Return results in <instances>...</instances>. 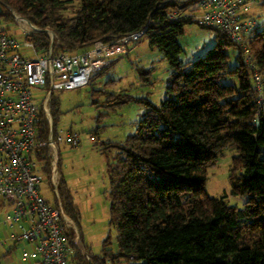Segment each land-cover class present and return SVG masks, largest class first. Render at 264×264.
<instances>
[{"label": "trees", "instance_id": "obj_1", "mask_svg": "<svg viewBox=\"0 0 264 264\" xmlns=\"http://www.w3.org/2000/svg\"><path fill=\"white\" fill-rule=\"evenodd\" d=\"M192 1L79 0L74 15L65 16L71 0H0L2 14L9 15L5 8L14 9L41 28L26 37L41 52L84 51L97 40L111 42L144 30L150 46L169 63L166 97L159 104L137 98L145 110L135 132L123 141L100 144L107 160L109 227L116 231L118 249L113 251L106 238L102 255H89L91 264H264V86L257 89L242 50L246 46L264 82V28L255 22L244 42L236 44L224 31L203 26L215 31V45L184 62L178 38L194 21L172 19L170 12ZM46 30L54 33V40ZM231 50L236 55L233 66ZM112 64L113 59L90 82ZM139 73L148 81V71L140 68ZM96 91L93 104L99 106ZM132 99L120 93L106 106L114 109ZM60 114L53 93L54 132ZM49 131L43 118L41 138ZM226 149L235 152L229 181L232 194L247 197L242 207L205 190L208 169ZM41 153L38 159L47 174V149ZM57 190L56 204L77 223L79 211L62 179ZM81 256L72 259L84 264Z\"/></svg>", "mask_w": 264, "mask_h": 264}, {"label": "built area", "instance_id": "obj_2", "mask_svg": "<svg viewBox=\"0 0 264 264\" xmlns=\"http://www.w3.org/2000/svg\"><path fill=\"white\" fill-rule=\"evenodd\" d=\"M245 10V0H193L184 8L173 9L170 17H191L199 25L216 27L233 43L242 44L255 26ZM22 23L27 21L21 20ZM25 31L28 35L41 28L31 25ZM46 33L54 40L52 31ZM142 36L144 30H139L111 42L97 40L84 51L53 53L52 49L39 51L31 39L20 43L0 27V214L7 212L1 222L13 229L11 239L34 244L35 251L30 255L38 254L42 264H77L72 258L78 252L84 253L79 234L74 235V223L63 207L51 204L40 193V184L47 179L38 159L43 155L42 149H47L51 185L58 195V142L73 146L80 142L77 133L69 132L63 138L52 130L51 96L54 91L89 84L93 74L126 51V44L137 42ZM22 48L32 49L35 56L27 57ZM242 50L253 82L261 91L262 73L248 56L246 46ZM40 92L45 93L43 97H39ZM43 118L50 126L46 139L39 134ZM85 257L91 264L89 256Z\"/></svg>", "mask_w": 264, "mask_h": 264}, {"label": "rangeland", "instance_id": "obj_3", "mask_svg": "<svg viewBox=\"0 0 264 264\" xmlns=\"http://www.w3.org/2000/svg\"><path fill=\"white\" fill-rule=\"evenodd\" d=\"M248 17L252 18L258 29L264 28V0H245ZM79 7V0H71L69 7L63 11L65 16H72ZM9 15L0 12V27L14 36L20 43L26 40L30 23L14 9L5 8ZM182 51L180 58L184 62L195 60L204 55L216 43V33L196 22L187 23L184 32L178 38ZM126 51L113 58L108 70L95 75L93 80L80 88L54 91L60 101V118L57 132L65 138L67 133H77L80 139L73 146L65 141L58 142V172L66 188L73 197L79 211L77 223L74 224L75 237L79 234L84 253L77 255L84 258L102 255L103 242L110 238L111 248L117 251L116 231L109 227V181L107 177V160L100 149L102 141H123L127 135L135 132V124L144 113V105L137 98H148L159 104L166 97V88L170 81V66L163 52L151 47L146 36L137 42L125 45ZM22 53L29 58L35 56L30 48H22ZM80 52V51H77ZM230 64L236 63L235 51L231 50ZM149 72L145 81L139 69ZM229 81H233L229 79ZM96 91L99 106L93 104L92 91ZM108 93L120 95L126 93L133 99L114 109L108 108L111 98ZM40 92L39 97L44 96ZM111 102V101H110ZM109 102V103H110ZM112 152V151H111ZM113 153V152H112ZM235 152L226 149L215 166L208 169L205 190L212 197H225L227 202L242 207L247 197L231 193L229 181L232 158ZM44 171V162L40 163ZM50 167L46 178L40 184L41 195L51 204L58 199L51 185ZM61 181V180H60ZM60 181L59 184L60 185ZM3 216L0 215V221ZM13 229L0 223V264H28L30 258L25 252L32 251L34 244L10 239Z\"/></svg>", "mask_w": 264, "mask_h": 264}, {"label": "crops", "instance_id": "obj_4", "mask_svg": "<svg viewBox=\"0 0 264 264\" xmlns=\"http://www.w3.org/2000/svg\"><path fill=\"white\" fill-rule=\"evenodd\" d=\"M181 1H186V0H181ZM245 11H247V10H245ZM246 14H248L247 12H246ZM7 213V212H6ZM5 212H2L0 215L1 216H4V214H6ZM0 223H2L1 221H0ZM4 225V224H3ZM11 239V238H10ZM27 243H29V242H27ZM32 244V243H31ZM34 251H35V247H33V249H32V251H26L24 254H28V258H30V261L28 262V264H42L41 263V260H40V257L38 256V254H35V255H30L31 253H34ZM24 258H26L25 256H24Z\"/></svg>", "mask_w": 264, "mask_h": 264}, {"label": "water", "instance_id": "obj_5", "mask_svg": "<svg viewBox=\"0 0 264 264\" xmlns=\"http://www.w3.org/2000/svg\"><path fill=\"white\" fill-rule=\"evenodd\" d=\"M3 11V6L0 4V12Z\"/></svg>", "mask_w": 264, "mask_h": 264}]
</instances>
